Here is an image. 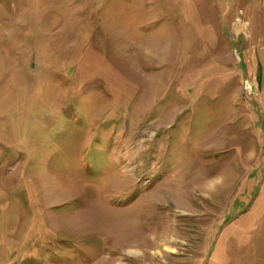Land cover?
I'll use <instances>...</instances> for the list:
<instances>
[{
	"label": "rangeland",
	"instance_id": "374dc122",
	"mask_svg": "<svg viewBox=\"0 0 264 264\" xmlns=\"http://www.w3.org/2000/svg\"><path fill=\"white\" fill-rule=\"evenodd\" d=\"M100 261L264 264V0H0V264Z\"/></svg>",
	"mask_w": 264,
	"mask_h": 264
},
{
	"label": "bare ground",
	"instance_id": "6f19581e",
	"mask_svg": "<svg viewBox=\"0 0 264 264\" xmlns=\"http://www.w3.org/2000/svg\"><path fill=\"white\" fill-rule=\"evenodd\" d=\"M126 173V171H125ZM124 179L123 181H120V184L117 185V187H123V186H126V184L128 185L130 182H129V179L130 177L129 176H124ZM214 183V184H213ZM217 183L216 180L211 181L209 183H206L203 185V188L205 190V188L208 190H212L214 187H215V184ZM158 193V194H157ZM160 193V194H159ZM175 194L176 192L173 191H165V192H162V191H157L156 193H154V197H159V198H163L165 199V195L167 194ZM78 224L80 225H83L84 224V220L83 219H80L78 220ZM118 229V228H117ZM122 234V232H121ZM120 234V236H121ZM125 233H123V236H124ZM173 236V237H172ZM160 237L162 238L160 241H156L158 239V237L156 236L155 237V240H151L152 238H146V236H143V237H140V238H136L130 242H127V243H124V242H120V245L122 246V248L128 250V252L132 255H140L142 254L143 255V251L145 252L144 253V256L147 257V252L149 251V249L153 248V249H158V251H160L161 248H164V250H169L170 248V245L174 244L176 241H175V234H172V231L169 230V228H165L162 232V234L160 235ZM172 237V238H171ZM149 240H151V243L149 242ZM119 244V243H118ZM97 264H115V261H100L99 263Z\"/></svg>",
	"mask_w": 264,
	"mask_h": 264
}]
</instances>
